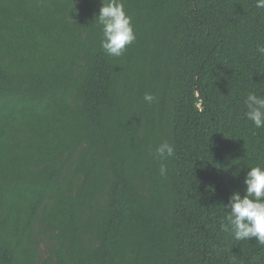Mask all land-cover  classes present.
<instances>
[{
	"label": "trees",
	"instance_id": "obj_1",
	"mask_svg": "<svg viewBox=\"0 0 264 264\" xmlns=\"http://www.w3.org/2000/svg\"><path fill=\"white\" fill-rule=\"evenodd\" d=\"M123 2L136 40L114 57L101 0H0V264H264L221 230L264 167L244 103L264 96V9Z\"/></svg>",
	"mask_w": 264,
	"mask_h": 264
},
{
	"label": "clouds",
	"instance_id": "obj_2",
	"mask_svg": "<svg viewBox=\"0 0 264 264\" xmlns=\"http://www.w3.org/2000/svg\"><path fill=\"white\" fill-rule=\"evenodd\" d=\"M102 6L95 22L101 28V47L109 56L119 57L136 40L132 17L127 14L123 0H101ZM256 8L264 9V0H256ZM257 51L264 55V45L258 44ZM151 104L155 96L144 95ZM246 117L255 128H264V96L249 93L245 98ZM160 161L175 156L174 145L167 140L161 142L153 153ZM166 176L168 168L162 162L159 169ZM236 175L235 173L233 174ZM244 193L235 191L223 205L227 215L221 223V230L237 241L255 238L264 246V167H251L244 179Z\"/></svg>",
	"mask_w": 264,
	"mask_h": 264
}]
</instances>
